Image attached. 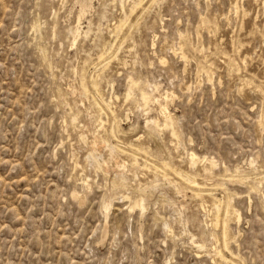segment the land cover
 <instances>
[{
	"label": "rangeland",
	"instance_id": "1",
	"mask_svg": "<svg viewBox=\"0 0 264 264\" xmlns=\"http://www.w3.org/2000/svg\"><path fill=\"white\" fill-rule=\"evenodd\" d=\"M144 6L150 10L136 12L144 17L133 51L129 40L103 71L98 56L103 43L115 42L121 17L112 0H94L82 16L78 0H0V264H225L213 249L212 199L231 194L242 214L240 224L232 221L231 250L242 264H264V0H145ZM79 23L85 31L92 23L91 32L72 44L71 28ZM181 37L188 59L178 54ZM100 73L105 96L119 97L114 109L125 141L140 138L190 173L216 162L213 180L198 176L213 189L207 212L191 188L176 189L181 179L173 171L170 183L143 161L132 167L125 155L110 160L105 143L93 147L100 109L80 82L82 74ZM130 76L139 85L127 101ZM148 82L160 84L161 94L174 93L170 111L180 141L169 131L150 132L147 118L157 106L148 115L139 103ZM94 150L109 161L103 169L89 158ZM191 152L203 159L195 169ZM124 161L131 184L146 195L144 213L130 212L113 185L122 173L117 162ZM256 177L260 192L251 188ZM192 233L207 240V250L196 247Z\"/></svg>",
	"mask_w": 264,
	"mask_h": 264
},
{
	"label": "bare ground",
	"instance_id": "2",
	"mask_svg": "<svg viewBox=\"0 0 264 264\" xmlns=\"http://www.w3.org/2000/svg\"><path fill=\"white\" fill-rule=\"evenodd\" d=\"M93 1L94 0H78V2L80 3V6H81V16L83 13L87 12L91 7H93ZM144 1L145 0H112L113 4H115L116 6H118V5L120 6L121 17H120L119 21L115 24L114 29L112 30L113 36L115 37V42H105L102 44V49H101L99 56H98V62H99L98 65H101V70L102 69H103V71L107 70L108 65L111 63L110 60L112 58L116 59L119 57L120 50L122 49L124 44L127 43L129 40H131L133 43V45L130 46V51H133L135 43H136V40H135L136 27L140 25L141 20L144 17L143 13H146L147 11L150 10V8L144 6ZM139 9L142 10L141 12H143V13H141V15L136 18V12ZM238 9H239V7H238ZM80 19H81V17L79 18V20ZM91 28H92V23H90L89 30H87V31L82 29L80 23L76 27L71 28V33L73 36L72 44L73 43L77 44V42H79L78 39L81 35L88 37L89 33L91 32ZM97 36H99V35L97 34ZM181 39H182V42H181L180 48L178 49L179 50L178 54L182 58L188 59V55L185 52L184 39H183V37H181ZM155 45H156V43L154 41L153 46L155 47ZM241 47H242V45H241ZM107 60H109V62L106 63ZM161 62L166 63V60L164 58H162ZM232 64H235V63H232ZM232 66H234V65H232ZM208 70H210V69H208ZM237 70H240V69H237ZM211 72H209V74ZM100 76H101V73L98 74L97 77L93 76V78L91 77V79H88L84 74H82L81 82H80L81 83V85H80L81 93L85 97H87L88 99L93 98L95 100V104L99 105V109H100L99 110L100 115L98 116L99 123H98V126H96L98 128V130H97L98 133H96V135L94 136L93 141L90 142L93 144V147L97 146L101 142L105 143L109 152H110V158H109L110 160H114L118 156L125 155L132 162V167L141 166L142 161H143V164L145 166L152 168V169H155L157 172L160 171L163 174V177L167 181H169L170 183H173V179L170 177L171 176L170 171H173L174 174H176L181 179V181L175 182L176 189L182 190L185 186H187V188H191L190 190L193 191L194 197H198V198L202 199L201 207L206 211L207 210L206 204L209 202L208 200H206V198L208 196L209 197L213 196L211 194V190H213V189L208 188V186L204 184V182H206V181H204V182L202 181L203 183L199 182L200 178L198 176H205L208 178L210 177L213 180L214 177H216V172H215V169L217 167L216 162L214 160L204 162L200 171H197L194 173L192 171V173H190V172L183 170L180 167H177L175 165L173 166L172 162L164 160L158 154L156 155L154 152H152L150 150V148L148 146H145L144 144L139 142L140 138H138L137 140L129 141V142L125 141L124 137H125L126 132L123 131L121 121H120L118 115L116 114V110L114 109V104H115L114 101H115V99L119 100V97L118 96H116V97L112 96L110 99H108L105 96V94L101 90V82L99 79ZM247 82H249V81H247ZM250 83H251V81H250ZM138 85H139V83L136 80V77L130 76L129 80L127 82V93L125 96L127 101L133 99V96L136 94V89L138 88ZM147 86H148L147 88H145V87L139 88V96H140L139 97V103H140V105H142L144 107V109L148 115L153 110V108L151 106L152 105L157 106V108L155 110L157 115L153 118L150 116L147 118V126H148L150 132L152 134L162 135L161 134L162 131H169L173 137L177 138L180 141L181 136H180V133H179V130L177 127V121H176L175 116L170 111V103L174 100V93H172L170 91H166L165 93L161 94V86L158 83L148 82ZM254 87L256 88V86H254ZM260 88H259V90H260ZM261 91H260V93H261ZM72 92H73V90H72ZM262 92H264V91H262ZM262 118H263V116H262ZM78 119H79V116L76 115L74 117V121H77ZM106 121H108V123H109L108 128H107V122ZM80 124H82V127L86 128L85 124H83L82 122H80ZM263 128H264V126H263ZM81 137H82V140H84L88 144L87 137L84 134H82ZM114 139H116L117 142H115ZM188 151H190V150H188ZM200 157L195 152L190 153V161L189 162H190V167L192 169L197 168V165L200 161L203 162V159L201 160ZM89 158L91 159V162L98 169H103L104 166L109 163V161L102 158V154H100V155L97 154V152L95 150L93 153L90 154ZM156 159H159V163L156 162ZM204 159H206V158H204ZM173 163L177 164L176 161H174ZM252 163H254V162L252 161L251 164ZM127 164H128L127 161H124L123 163L117 162V167L121 170L122 173H120L116 176V178L113 181V185L115 188L121 190V197H118V198L119 199L122 198L123 200H126L129 203L128 208H129L130 212H133L134 210L136 211V209H140L144 213V211L147 208V204L145 202V196L146 195L144 193L136 191V185L131 184L132 178H130L126 174V171H125L128 167ZM236 171L240 172L239 169ZM260 171L262 172V170H260ZM202 172L204 174H201ZM217 174H219V173H217ZM248 175H250V174H248ZM257 175L259 176V174H257ZM135 177H136V174H135ZM224 177H225V175H224ZM252 177L253 176H251L250 178L252 179ZM256 179H257V177H256ZM256 179L255 180L253 179L255 181V184L252 185L251 188L254 191L260 192L261 191L260 187L263 184L264 180L262 181V180H258V179L256 180ZM81 180L83 181V185L85 188L90 187V182H89L88 176L84 175L83 177H81ZM204 180H206V179H204ZM221 180H223V179H221ZM239 180H240V178H239ZM246 180H248V178ZM216 181H217L216 183H218V180H216ZM240 181H243V178ZM244 181H245V178H244ZM249 182H250V180H249ZM133 186H135V187H133ZM216 186H218V185H216ZM219 186H220V184H219ZM226 188H225V190H228ZM251 188H250V190L252 191ZM184 190H185V188H184ZM228 192H229V190H228ZM79 197L80 196H79L78 191L74 190L73 198L78 199ZM192 197H193V195H192ZM118 198H116V199H118ZM232 200H233L232 194L228 196L227 201H225V200L223 201L222 199L220 200V199H217L214 197L212 199V207L215 210V212H214L215 215L213 218V220L215 222H214V224H212L213 230H212V235H211V236H213V244H214L213 249L216 251V254L220 257L219 259L222 258V260H224L225 264H242L239 261V256L234 254L233 251L231 250V240L234 239L232 237V233H231L232 221H235L237 224H240L241 220H242L241 211H239L238 209H235V207L232 206L233 205ZM80 201L82 203V199ZM206 216H208V215H206ZM168 222H166L164 225H165L166 229L172 233L173 232V229H172L173 226H171ZM210 222H212V221H210ZM206 225L208 226V222ZM218 229H220L219 234L215 233L216 230H218ZM203 233L206 234L205 232H203ZM191 237H192L193 243L196 245L197 248H199V250H201V251L207 250L208 242L205 238H198L193 233H192ZM224 250L229 251L233 256V259H229L226 256V254H225L226 252H224ZM242 261H243V259H242ZM221 264H224V263H221Z\"/></svg>",
	"mask_w": 264,
	"mask_h": 264
}]
</instances>
